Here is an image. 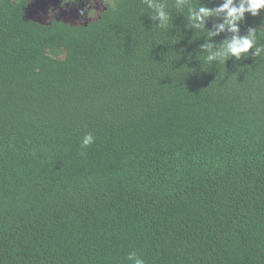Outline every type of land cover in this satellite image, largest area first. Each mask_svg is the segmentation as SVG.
Masks as SVG:
<instances>
[{
    "label": "trees",
    "instance_id": "1",
    "mask_svg": "<svg viewBox=\"0 0 264 264\" xmlns=\"http://www.w3.org/2000/svg\"><path fill=\"white\" fill-rule=\"evenodd\" d=\"M151 2L41 28L0 1V264H264V9Z\"/></svg>",
    "mask_w": 264,
    "mask_h": 264
},
{
    "label": "clouds",
    "instance_id": "2",
    "mask_svg": "<svg viewBox=\"0 0 264 264\" xmlns=\"http://www.w3.org/2000/svg\"><path fill=\"white\" fill-rule=\"evenodd\" d=\"M149 7H155V5L148 0ZM264 9V0H240L239 6H234V0H225V2L218 8H208L207 6L201 5L198 10L191 11L189 19L199 21L196 23L195 27H202V22L205 18H208L218 12L226 13L225 24L219 25V30L222 31L225 26L229 28L233 33H239V21L243 19L245 13H250L252 16H257L260 10ZM162 22V26L166 27L170 19L169 14H167L164 9L158 8L156 17ZM216 33L209 32L208 36L214 35ZM257 38V29L250 28L249 33L246 36L234 35L231 41L226 45V49L223 52H215L212 55L207 56L208 61L216 59L218 56L223 57L224 60H227L230 57H235L240 59L242 55L249 53L253 48ZM205 47L211 48L212 45H206ZM261 49L257 48L253 55H259ZM93 142V137L91 134L85 135L83 138L82 144L84 147H87ZM127 259L132 261L133 264H145V261L138 256L135 252L128 254Z\"/></svg>",
    "mask_w": 264,
    "mask_h": 264
},
{
    "label": "flooded vegetation",
    "instance_id": "3",
    "mask_svg": "<svg viewBox=\"0 0 264 264\" xmlns=\"http://www.w3.org/2000/svg\"><path fill=\"white\" fill-rule=\"evenodd\" d=\"M3 1V0H0ZM19 4L24 18L41 28L59 25L86 27L97 21L111 6L112 0H7Z\"/></svg>",
    "mask_w": 264,
    "mask_h": 264
}]
</instances>
